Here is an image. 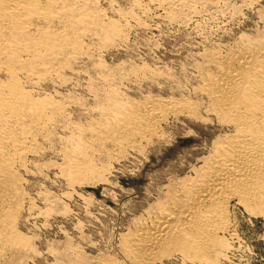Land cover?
<instances>
[{"label":"rangeland","instance_id":"obj_1","mask_svg":"<svg viewBox=\"0 0 264 264\" xmlns=\"http://www.w3.org/2000/svg\"><path fill=\"white\" fill-rule=\"evenodd\" d=\"M170 1L100 0L107 31H98L101 37L86 32L81 38L85 45L68 68L57 73L60 77L48 74L28 86L66 107V126L72 122L90 132L106 122L102 108L124 110L134 102L160 97L197 101L203 106V118L170 116L152 143L142 140L126 146L125 142L122 147L92 145L86 141L91 133L84 130L87 139L81 140V156L88 152L95 167L94 172L83 170L82 178L75 181L64 173V154L80 145L68 139L70 131L63 123L52 127L50 141L43 143L45 150L39 156L40 166L26 176L36 208L31 214L23 213L17 225L29 242L24 249H9L2 258L5 264H135L125 255L126 236L153 215L176 181L194 175L218 136L226 132L213 116H206L207 100L195 89L202 74L214 69L208 55L218 54L215 50L225 55L235 49L242 34H264V0H201L193 8L176 3L173 13L166 7ZM103 75L114 77L111 88ZM108 91L123 104L113 95L112 101L119 105L108 100ZM232 211L237 237L230 240L226 256L210 251L208 262L200 263L178 252H166L156 264H264V206Z\"/></svg>","mask_w":264,"mask_h":264},{"label":"bare ground","instance_id":"obj_2","mask_svg":"<svg viewBox=\"0 0 264 264\" xmlns=\"http://www.w3.org/2000/svg\"><path fill=\"white\" fill-rule=\"evenodd\" d=\"M99 2L0 0V264L7 263L2 258L9 249L14 246L24 249L29 242L22 238L17 225L23 213L31 214L36 208L26 176L40 166L39 156L45 150L43 143L50 138L51 128L63 123L70 131L68 139L80 145L64 154L68 166L64 173L70 179L82 178L83 170L95 167H91L93 161L88 152L81 156V140L87 139L83 132L86 129L70 121L67 122L72 124L66 126L63 120L67 117L66 107L37 94L28 84L63 71L76 58L81 45H85L81 38L86 32L107 31ZM168 3V12L173 13V5L193 8L201 0ZM240 36L244 37L237 42L239 45L235 44L237 47L225 55H218L217 50L218 54L208 55L214 69L202 74L195 89L197 95L207 100L206 116H213L225 126L226 132L218 136L209 155L193 171L194 175L176 181L153 215L126 236L125 255L135 264H156L166 252H178L200 263L208 262L210 251L223 256L225 249L229 252L230 240L237 237L233 232L232 209L242 207L253 211L264 206V34ZM103 78L111 88L114 77L103 75ZM101 86H104L102 82ZM112 93L110 101L116 95ZM115 101L112 103L116 106ZM129 105L124 110L107 105L106 110L100 109L106 111L107 116L103 115L106 122L98 125L97 130L90 129L92 132L86 130L91 133L86 141L105 147L108 143L119 147L125 142H128L126 146L142 140L148 143L154 136H160L162 123L170 116L186 114L203 118V106L193 100L160 97ZM48 197L42 196L49 200Z\"/></svg>","mask_w":264,"mask_h":264}]
</instances>
